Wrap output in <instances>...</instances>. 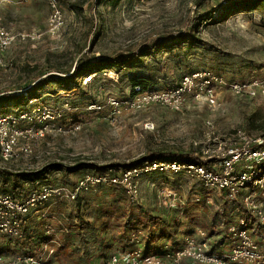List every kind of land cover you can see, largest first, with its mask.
I'll list each match as a JSON object with an SVG mask.
<instances>
[{
  "label": "rangeland",
  "instance_id": "obj_1",
  "mask_svg": "<svg viewBox=\"0 0 264 264\" xmlns=\"http://www.w3.org/2000/svg\"><path fill=\"white\" fill-rule=\"evenodd\" d=\"M229 1L120 0L114 5L111 0H62L66 22L51 33L49 0H0L1 25L15 34H41L35 40L18 36L4 52L0 110L15 114L17 108L30 112L40 107L54 116L19 124L34 130L46 127V134L33 140L32 157L19 150L22 143L11 161L0 156V169L20 175L16 190L9 176L0 194L25 198L44 185L72 188L84 177H117L150 147L200 156L203 144L233 129L262 132L250 120L256 110L264 113L261 96L239 97L222 89L216 106L204 96L188 97L180 110L159 104L131 106L135 77L146 78L158 90L202 70L238 83L264 78V10H222ZM195 24L200 42L165 48L145 58L142 66L102 69L80 82H67V75L58 72L73 70L78 62L117 58L160 39H175ZM41 79L50 80L41 87ZM31 87H38L35 94ZM14 95L23 98L9 101ZM114 99L120 107L111 104ZM32 173L39 175L35 182L26 176ZM132 180L138 187L135 196L115 183L90 186L76 200L49 199L28 216L21 237L0 235V254L38 253L47 240L60 244L57 255L64 264H102L112 253L138 247L156 254L166 244L177 247L196 228L211 230L221 217L219 207L226 204L221 191L206 195L205 185L186 173H136ZM1 181L0 175V188ZM241 213L237 203L222 215L233 220Z\"/></svg>",
  "mask_w": 264,
  "mask_h": 264
},
{
  "label": "built area",
  "instance_id": "obj_2",
  "mask_svg": "<svg viewBox=\"0 0 264 264\" xmlns=\"http://www.w3.org/2000/svg\"><path fill=\"white\" fill-rule=\"evenodd\" d=\"M49 5V31L57 33L65 25V15L60 0H49ZM18 36L35 40L40 38L41 34H15L0 24V65L3 64L4 52L14 44ZM222 89L239 97L264 98V78L238 83L210 70L195 71L184 75L180 83L171 88L142 90L140 86H135L131 106L139 109L149 104H159L172 110H180L188 97L202 96L212 106H216L218 92ZM111 104L120 107L118 100H112ZM15 112L0 111V155L5 162L14 158L21 143L19 150L26 158L32 157L33 140L45 137L46 127L37 130L29 126L23 128L19 125L21 122L32 123L37 118L42 122L54 118L49 113L46 115V111H42L40 107H34L30 112L18 108ZM211 124V121H207V125ZM146 126L154 128L153 124L147 123ZM199 158L203 163L155 161L142 165L140 169L124 170L117 177H84L72 188L44 185L25 198L0 194V235L9 238L21 237L23 219L51 198L65 197L68 200H76L90 186L115 183L125 185L135 196L138 187L132 179L136 173H186L198 178L210 191H221L226 204L219 207L220 212L225 211L228 205L238 203L242 213L233 220L227 216L220 217L211 230L194 229L175 248L166 244L164 250L156 254L146 253L140 247L117 251L110 254L102 264H187V261L194 264H264V131L252 133L245 128H236L225 135L215 136L211 143L203 144ZM206 201L212 204L210 198ZM223 234L231 237L230 245L223 253L214 252L212 248L215 237ZM57 247L58 243L55 245L51 240L47 241L37 254H0V264H64L56 257Z\"/></svg>",
  "mask_w": 264,
  "mask_h": 264
},
{
  "label": "trees",
  "instance_id": "obj_3",
  "mask_svg": "<svg viewBox=\"0 0 264 264\" xmlns=\"http://www.w3.org/2000/svg\"><path fill=\"white\" fill-rule=\"evenodd\" d=\"M60 1H62V0H60ZM119 1L120 0H111V2L114 5H116ZM238 7L256 8V9L264 10V0H231L226 5H224L222 10L231 11V10L238 8ZM198 33H199L198 32V24H195L194 27H191V29L189 31L181 33L175 39L174 38L160 39L157 42L142 46L140 49H138L136 52H134L132 54H122L117 58H114V57L107 58V57L103 56L102 58H100L98 60H94L93 62H91V61L78 62L79 65H76L73 70H71V69L59 70L58 72L64 73L67 75V77H68V79H66L67 82H80V80H82V78L84 76H86L87 74L93 73L95 71H100L102 69L111 68V67H115V66H127V67L142 66L145 58H147L149 56H156L159 52H161L165 48H170L171 46H174V45H182V44L187 43L188 41H190L192 43L200 42L201 37L198 35ZM184 75H186V74H184ZM184 75L181 76L178 83L174 86H177L180 83V81ZM49 80L48 79L39 80L38 81L39 86H41V87L45 86L44 84H48ZM58 80H59V82H63V79L59 78ZM131 82L133 84V87L140 86L142 90H158V89L154 88V86L151 84V82H149L144 77L132 78ZM174 86H172V87H174ZM36 88H38V87H36ZM36 88L31 87V89L33 90V91H31V94L36 93L34 91V90H36ZM167 88H171V87H167ZM23 94H25V96H28L29 93L26 92ZM22 98L23 97H19V95H14L13 97H10L9 101H17V100H20ZM0 111L7 113L3 110H0ZM250 120L252 122L251 124L253 125V127L255 129L264 131V113L262 112V109L256 110L252 114V117L250 118ZM155 161L181 162V163H187V164L203 163V161L200 160L199 156H197L195 153H193L191 151H189L187 153H182L181 155H176V153L169 151L166 148L154 149V148L150 147L147 149L145 155L139 161L131 162L127 165H124V170H132V169L138 168V167H140L146 163H151V162H155ZM44 172H45V170L41 171V175ZM0 175L2 178L1 185H3L0 188L1 191L5 190L4 184H6L7 180L9 179V176L12 180V184H13L12 188L14 190H16L18 188V184H19L18 179L20 178V175L12 174V173L8 172L6 169H0ZM26 176L31 178L32 182L33 181L35 182V178H39L38 174L34 175L33 173L28 174ZM36 182L39 183V180ZM99 186H103V185H99ZM210 192L211 191L206 188V195L207 194L209 195ZM14 198H19V197H14ZM223 212L224 211L220 212V216L226 217V215L225 216L222 215ZM28 216L23 219L22 229H23V225H25V221L27 220ZM216 222L217 221H215L214 224H216ZM23 230H24V234H25L26 230L25 229H23ZM137 232L139 233L140 231H137ZM136 234L134 233L132 235V238L134 237V235L136 236ZM28 237L30 239L33 237L32 233L30 231H28ZM150 241H154V240L151 238ZM59 246H60V244H58V247H57V254L59 253ZM21 253L27 254V255L37 254V252L36 253L35 252H21ZM146 253H151V252L146 251ZM56 257L58 258L59 256L56 255Z\"/></svg>",
  "mask_w": 264,
  "mask_h": 264
},
{
  "label": "crops",
  "instance_id": "obj_4",
  "mask_svg": "<svg viewBox=\"0 0 264 264\" xmlns=\"http://www.w3.org/2000/svg\"><path fill=\"white\" fill-rule=\"evenodd\" d=\"M14 110H16V109H14ZM190 232H193V231H190ZM230 242H231V237L227 234H223L222 236H216L215 237V244H214V247L212 248V250L214 252L223 253L229 247ZM227 243H229V244H227ZM218 245H221L222 247H219ZM223 246H226V248H223ZM58 260H60V259L58 258ZM187 264H194V263L191 261H187Z\"/></svg>",
  "mask_w": 264,
  "mask_h": 264
}]
</instances>
